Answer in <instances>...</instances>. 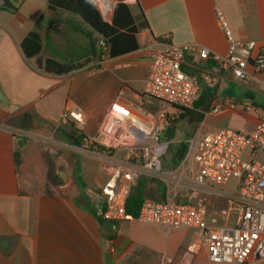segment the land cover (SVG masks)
<instances>
[{"label":"crops","instance_id":"1","mask_svg":"<svg viewBox=\"0 0 264 264\" xmlns=\"http://www.w3.org/2000/svg\"><path fill=\"white\" fill-rule=\"evenodd\" d=\"M91 1L105 19L102 1ZM119 2L133 9L140 49L116 58L104 56L64 76L47 74L40 64L47 58L66 61L84 55L80 31L88 27L82 19L50 10L48 0H22L14 4L16 11L0 6V264H215L208 260L198 229L165 231L132 220L118 222L112 234L105 232L92 212L110 178L111 165L78 154L66 143L52 149L48 141L57 135L56 126L67 107L84 112L86 137L94 138L112 103L133 106L134 96L145 91L153 56L167 36L174 45L194 44L225 54L228 43L216 8L236 39L263 48L264 0H110L108 6L113 9ZM33 31L40 34L43 51L28 59L21 45ZM249 72L248 81L236 83L217 72L211 61L198 65L194 73L199 77L210 73L215 77V83L202 85L200 93L213 88L217 95L195 132L234 129L235 118L242 129L257 127L264 116V71H256L252 63ZM93 82L94 90L87 91L85 84ZM239 102L250 103L252 110L233 105ZM215 108L221 112L213 114ZM19 132L26 137L17 138ZM46 151L62 183L47 181ZM146 178L139 180L146 199L165 201V185L145 183ZM202 198L211 221L223 207L221 200L206 194L194 198L181 188L176 201L196 205Z\"/></svg>","mask_w":264,"mask_h":264},{"label":"built area","instance_id":"2","mask_svg":"<svg viewBox=\"0 0 264 264\" xmlns=\"http://www.w3.org/2000/svg\"><path fill=\"white\" fill-rule=\"evenodd\" d=\"M12 2L19 4L22 0ZM216 18L228 43L225 54L194 44L174 45L167 36L166 43L153 56L145 91L134 96V105L112 103L98 134L87 137L81 147L72 148L78 154L111 165L110 178L95 205L96 218L105 223L137 220L165 231L198 229L204 235L210 262L253 264L264 260V116L253 131L195 132L186 142L187 151L177 174H170L163 168V159L173 143L165 137L173 118L166 109L145 108L164 104L176 110L194 109L202 85L212 86L215 77L210 73L201 78L184 66L195 70L202 62L211 61L217 72L236 83L251 78L252 63L256 71H264V47L236 39L219 8ZM100 45L106 49L103 42ZM233 105L252 110L248 102ZM220 112L219 108L212 111ZM61 121L79 128L86 126L85 114L79 108L67 107ZM15 136L23 139L26 134L19 132ZM99 147L105 152L97 151ZM143 177L162 181L167 199L161 202L145 199L134 219L127 213V203ZM232 181L236 182L233 188L229 187ZM181 188L190 190L194 198L206 194L221 200L223 207L209 221L206 199L196 205L176 201Z\"/></svg>","mask_w":264,"mask_h":264},{"label":"trees","instance_id":"3","mask_svg":"<svg viewBox=\"0 0 264 264\" xmlns=\"http://www.w3.org/2000/svg\"><path fill=\"white\" fill-rule=\"evenodd\" d=\"M50 10L66 12L70 15L79 17L88 27L87 31H80L85 39V53L82 57L59 61L55 58H47L40 67L47 73L56 76L71 74L84 68L90 63H97L102 57L110 58L120 57L126 54L136 52L140 49L138 42L139 27L133 13L132 7L119 2L113 8L111 21H105L96 4L91 0H48ZM6 10V9H5ZM43 21V17L40 22ZM40 28V24H37ZM100 42L105 44L104 49ZM22 50L28 59L34 58L43 51V42L40 34L33 31L22 42ZM187 70V67L184 66ZM217 92L213 88L204 89L198 98L193 110L177 108L180 112L179 120H173L171 126L165 132V137L169 141H174L177 133V123L186 120L188 123L198 126L204 119L205 114L209 113L216 100ZM146 109L157 111V107L145 106ZM60 135L66 144L73 147H81L86 139L83 132L74 128L72 124L59 129ZM97 151L104 153L105 149L99 147ZM187 151L186 144H171L168 152L163 159L164 170L176 171ZM17 158V156H16ZM44 162L47 167V181L51 184L62 183V180L56 174L54 160L49 151L44 153ZM146 199L144 185L138 181L134 186L127 203V213L136 219L139 216L143 201ZM92 214L95 216V212ZM96 217V216H95ZM100 225L104 227L105 222L98 219Z\"/></svg>","mask_w":264,"mask_h":264},{"label":"rangeland","instance_id":"4","mask_svg":"<svg viewBox=\"0 0 264 264\" xmlns=\"http://www.w3.org/2000/svg\"><path fill=\"white\" fill-rule=\"evenodd\" d=\"M13 1V0H12ZM112 5H109L108 7H102V10L105 8H108V10L104 13L105 19L111 20L112 14H113V9H112ZM93 81V80H92ZM85 88L87 89H92L94 90L95 88V83L93 82L92 85H90V83L85 84ZM76 90L74 91V94H76ZM146 108V107H145ZM158 109H166L169 113V116L173 118V120L177 121L180 118V112L174 108L168 107L167 105L164 104H160L158 105ZM97 114V113H96ZM240 121L239 119L235 118L231 120V125L234 127V129H242L241 125L239 124ZM71 123L69 124H63L61 119L58 122V125L56 126V136L51 138V140L48 141V146H50L52 149L58 148L59 146H62V144L65 143V141H63L61 135H60V130L62 128H65L66 126H70ZM74 126L75 129L83 132L86 136V130H87V125L83 128H79L77 126H75L74 124H72ZM177 133H176V137L175 140L173 141L172 144L175 145H180L182 143L186 144L187 140L193 135V133L196 130V126H194L193 124L188 123L186 120H181L179 123H177ZM246 130V129H245ZM87 138V137H86ZM166 173H175L177 174V170L176 171H170V170H165ZM143 182H149L151 184H154L156 187L160 185H163L164 183L160 180H157V182H154L151 179H142ZM236 184L235 181H232L229 185V187H234V185Z\"/></svg>","mask_w":264,"mask_h":264},{"label":"water","instance_id":"5","mask_svg":"<svg viewBox=\"0 0 264 264\" xmlns=\"http://www.w3.org/2000/svg\"><path fill=\"white\" fill-rule=\"evenodd\" d=\"M102 2V7H108V2L110 0H101ZM0 6L3 7V8H6V9H9V10H12V11H16L17 8L16 6L14 5V3L12 2V0H0ZM188 72L190 73H194V70H188ZM60 177L64 180V176L60 175ZM118 227V224L115 223V222H106L104 224V230L105 232L109 233V234H112L115 232V230L117 229Z\"/></svg>","mask_w":264,"mask_h":264}]
</instances>
